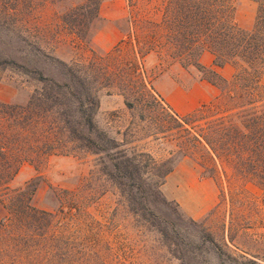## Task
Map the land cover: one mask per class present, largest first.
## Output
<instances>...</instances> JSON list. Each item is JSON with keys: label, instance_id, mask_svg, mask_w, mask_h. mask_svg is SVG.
I'll list each match as a JSON object with an SVG mask.
<instances>
[{"label": "rangeland", "instance_id": "rangeland-1", "mask_svg": "<svg viewBox=\"0 0 264 264\" xmlns=\"http://www.w3.org/2000/svg\"><path fill=\"white\" fill-rule=\"evenodd\" d=\"M130 1L0 0V61L17 58L58 78L60 66L53 57L87 72L99 91L98 126L124 149L151 154L165 165L161 172L173 169L161 186L169 202L162 209L180 227L186 264H264V189L201 150L197 127L204 122L181 121L214 102L221 86L210 82L208 71L171 60L162 47L160 54H149L146 40L136 41V35H153L165 0ZM103 5L105 11L123 8L126 17L101 18ZM235 5L237 24L251 30L257 3L235 0ZM214 60L209 51L200 56L205 69L232 80L235 65L217 67ZM38 88L15 66L0 63V104L25 107ZM57 123L49 114L40 128L63 139ZM62 147L44 160L22 164L11 188L35 189L33 204L39 209L59 214L62 207L68 212L74 255L70 264H182L159 232L130 212L117 187L100 172L98 156L69 142ZM190 220L204 227L201 239Z\"/></svg>", "mask_w": 264, "mask_h": 264}, {"label": "trees", "instance_id": "trees-1", "mask_svg": "<svg viewBox=\"0 0 264 264\" xmlns=\"http://www.w3.org/2000/svg\"><path fill=\"white\" fill-rule=\"evenodd\" d=\"M254 1L256 21L251 30H245L236 22L235 0H165L161 21L153 22V35L142 37L137 33L136 41L146 40L149 54H160L162 47L171 60L211 74L210 82L221 86L220 96L181 121L188 125L204 122L197 127L201 150L213 155L221 165L229 163L238 176L264 189V0ZM163 36L165 42L160 43ZM204 51L214 55L217 67L235 65L232 80H223L215 70L201 65ZM4 58L1 64L15 66L39 88L25 107L0 104V264L72 262L68 212L62 207L59 214L39 209L33 204L35 189L11 188L22 164L35 158L44 160L66 142L78 151L98 156L100 172L117 187L130 212L157 230L168 250L186 264L187 252L179 247L180 227L162 209L169 207V202L161 186L173 169L161 172L165 165L151 154L124 149L121 142L98 126L99 91L92 87L83 69L50 57L60 66V77L56 78L17 58ZM49 114L58 122L56 129L63 139H55L50 128H40ZM190 223L201 239L204 227L194 220ZM210 240L222 250L213 237Z\"/></svg>", "mask_w": 264, "mask_h": 264}, {"label": "crops", "instance_id": "crops-1", "mask_svg": "<svg viewBox=\"0 0 264 264\" xmlns=\"http://www.w3.org/2000/svg\"><path fill=\"white\" fill-rule=\"evenodd\" d=\"M105 6L103 5V6H101V9H100V12H99V16L101 17V18H106L107 20H112V21H116V20H120V19H122V18H124V17H126V12H125V10H123V8H121V9H116V8H113V7H110L109 8V10L108 11H105ZM112 10H115V14L113 15V14H111V13H109L110 11H112ZM113 15V16H112ZM116 16H119L118 18H116ZM121 39V38H120ZM119 39V40H120ZM205 56H207V58H209L208 57V54H206ZM213 62V61H212Z\"/></svg>", "mask_w": 264, "mask_h": 264}]
</instances>
